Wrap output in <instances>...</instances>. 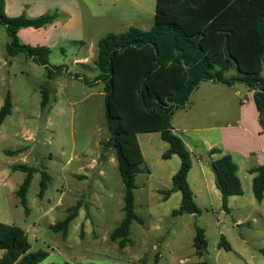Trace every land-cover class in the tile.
<instances>
[{
    "label": "rangeland",
    "instance_id": "1",
    "mask_svg": "<svg viewBox=\"0 0 264 264\" xmlns=\"http://www.w3.org/2000/svg\"><path fill=\"white\" fill-rule=\"evenodd\" d=\"M64 1L50 26L29 31L23 38V45L48 49L51 65L64 66L62 73L52 77L24 54L8 65L9 36L0 24V109L8 93L13 105L12 114L0 128V223L24 229L31 252L48 253L43 264H153L157 259L161 264H264V200L261 204L256 201L253 177L247 171L257 167L261 153L247 161L235 157L244 194L229 199L227 212L220 192L211 188L215 177L202 141L218 142V132L210 129L226 126V114L231 119L230 103L221 101L223 97L232 100L236 90L241 96L247 94L242 84L234 90L204 84L173 118L178 135L194 153L190 183L200 214L172 216L182 195L176 192L165 200L163 192L172 188L180 159H163L169 145L160 133L136 134L127 152L143 170L134 191L142 223H132L131 243L126 248L111 239L125 217V187L115 150L104 147L111 138L104 84L90 86L83 79L92 82L99 75L95 63L103 37L131 27L151 30L156 0H80L85 28L71 23L77 7ZM45 92L49 103L42 109ZM211 110L212 114L218 112L217 119L211 118ZM15 165L35 167L51 177L41 195V174H34L27 194L28 213L16 195L26 174L15 172ZM75 207L77 216L67 235L53 232L51 227L65 220ZM198 228L205 231L208 242L202 257L194 247Z\"/></svg>",
    "mask_w": 264,
    "mask_h": 264
},
{
    "label": "trees",
    "instance_id": "2",
    "mask_svg": "<svg viewBox=\"0 0 264 264\" xmlns=\"http://www.w3.org/2000/svg\"><path fill=\"white\" fill-rule=\"evenodd\" d=\"M57 14H45L36 19L25 16L10 18L5 2L0 0V24L8 33L7 53L10 58L24 54L43 66L48 76L60 74L64 66L50 64V51L32 48L20 43L22 29L39 30L52 24ZM95 65L99 75L94 81H83L90 86L104 84L106 121L111 138L104 145L116 152L118 168L125 187L124 214L111 239L121 249L130 243L133 222L142 223L136 213L134 191L136 178L142 173L139 163L128 154L130 141L141 133H160L169 145L164 160L174 156L180 159V169L172 178V188L163 192L164 199L179 192L180 207L173 217L200 214L195 195L189 183L192 170V153L183 139L174 132L173 118L183 110L193 93L204 82L227 87L243 84L254 93V103L264 130V0H156L154 26L149 31L131 27L124 33H110L98 42ZM80 79V77H77ZM44 93L42 109L49 103ZM12 100L8 93L0 109V128L12 114ZM219 155L217 159L213 156ZM215 175V185L222 196V207L228 212L229 199L243 196L238 166L229 154L221 149L208 153ZM13 170L26 174L16 195L27 208V194L34 174H41L42 195L51 182L46 172L35 167L15 165ZM253 193L256 201L264 200V164L252 168ZM78 207L70 209L69 216L51 227L55 233L67 235L70 224L77 216ZM197 255L208 250L205 231L198 228L194 239ZM27 232L18 227L0 223V264H43L48 253L31 252ZM225 249L230 250L225 246ZM139 264H148L142 261ZM153 264H161L157 259ZM179 264H207L206 262Z\"/></svg>",
    "mask_w": 264,
    "mask_h": 264
},
{
    "label": "crops",
    "instance_id": "3",
    "mask_svg": "<svg viewBox=\"0 0 264 264\" xmlns=\"http://www.w3.org/2000/svg\"><path fill=\"white\" fill-rule=\"evenodd\" d=\"M4 2H5L6 15L8 17L17 18V17L25 16L29 19H36L45 14L59 13L61 11L60 7H62L61 4L63 6L65 5L64 0H4ZM70 3L72 7L73 6L77 7L74 13V16L70 18L71 23H73L74 25H80L82 28H85L84 10L80 6V0H70ZM48 26H45V27H48ZM32 30H35V29L30 28V29L20 30V32L18 33L20 43L22 44L25 43L23 38L26 37L28 32ZM16 58L17 56L14 58H10L8 65L14 64L17 61ZM208 83H212L215 85H221V84H216L214 82H204L199 86V88L202 85L208 84ZM224 87L234 90L236 89L237 84L234 85L233 87H227V86H224ZM223 98L224 99H222L221 101L223 105L228 104V103H230L231 105L230 106L231 119L229 118V114H226L225 118H228L226 126L224 125L212 126V128L210 129V131L212 132H216V131L218 132V136H217L218 142L216 144L214 145L210 144L209 140L206 138L202 139L204 146L206 147V154H208L209 151L212 149H215V148L221 149L224 154L231 155L234 162L236 163L235 157L243 161H247V160H251L255 158L258 153H261L262 158L260 159V162L257 165V167H260L261 165L264 164V130L260 126L259 113L254 103V93L248 90L247 94H245L244 96H241L240 90H236V92L234 93V97L232 99L234 101L229 100L227 97H223ZM226 101H229V102H226ZM218 117H219L218 112L216 111V114H212V110H211V118L217 119ZM173 127H174V132L178 135L177 131L179 130V128H175L174 124H173ZM185 144L188 147L189 151L194 156V153L192 152L191 148L188 146L186 142ZM219 157H220L219 155H215L212 157V159L215 160ZM196 158L199 160L200 162L199 164L201 168L204 170L203 162H201L202 157L198 155L196 156ZM236 164L238 166V172H239V165L238 163ZM257 167L248 168L247 169L248 173L250 169L257 168ZM193 169H194V164L192 161L191 172L193 171ZM177 172H174V175ZM191 172L188 178L189 183H190ZM252 177L254 176L252 175ZM206 184L207 183L205 181L204 182L205 187L207 186ZM190 186L192 188L193 193L195 194L194 187L191 185V183H190ZM214 187L216 188L215 181H214V185L212 184L211 188L214 189ZM1 255H2V252H0V256Z\"/></svg>",
    "mask_w": 264,
    "mask_h": 264
}]
</instances>
